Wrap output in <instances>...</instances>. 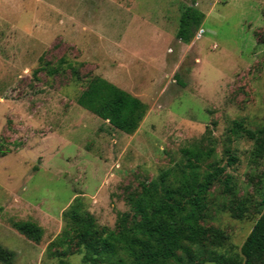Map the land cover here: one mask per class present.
<instances>
[{"label": "rangeland", "instance_id": "obj_1", "mask_svg": "<svg viewBox=\"0 0 264 264\" xmlns=\"http://www.w3.org/2000/svg\"><path fill=\"white\" fill-rule=\"evenodd\" d=\"M187 8L202 18L183 42ZM93 78L144 104L133 134L76 104ZM235 120L264 126V0H0V245L13 264H84L64 215L75 199L114 230L142 183L182 147L212 141L237 162L233 194L220 182L208 192L205 246L239 255L264 209V159L230 140ZM26 220L42 229L38 244L10 227Z\"/></svg>", "mask_w": 264, "mask_h": 264}, {"label": "trees", "instance_id": "obj_2", "mask_svg": "<svg viewBox=\"0 0 264 264\" xmlns=\"http://www.w3.org/2000/svg\"><path fill=\"white\" fill-rule=\"evenodd\" d=\"M202 14L187 8L180 16L176 37L187 42L201 22ZM76 104L113 129L133 134L145 115L144 104L114 84L93 78ZM230 140L246 138L253 143V162L264 159V126L245 128L241 120L228 128ZM225 160L218 158L212 141L180 149V160L159 171L157 178L142 183L129 198L128 212L117 215L114 230H98L91 214L75 199L64 214L72 221L76 244L84 264H196L203 259L215 264H264V209L238 254H220L205 246L210 234L202 221L208 192L216 183L224 194H233L234 183L226 169L237 162L229 148ZM225 163L223 164V162ZM236 217H241L242 210ZM10 227L38 244L43 231L32 221H13ZM14 252L0 245V264H13Z\"/></svg>", "mask_w": 264, "mask_h": 264}]
</instances>
